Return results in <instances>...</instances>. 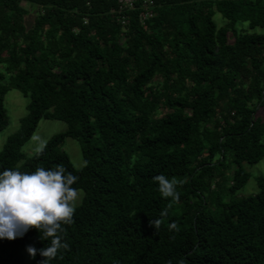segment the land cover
<instances>
[{"label": "trees", "instance_id": "trees-1", "mask_svg": "<svg viewBox=\"0 0 264 264\" xmlns=\"http://www.w3.org/2000/svg\"><path fill=\"white\" fill-rule=\"evenodd\" d=\"M151 1L0 0V130L6 93L28 100L0 171L62 165L78 177L69 248L50 264H264V175L237 195L242 164L264 157V0ZM41 119L67 128L26 157ZM156 174L182 181L177 201ZM39 235L0 239V264H39L26 251L48 245Z\"/></svg>", "mask_w": 264, "mask_h": 264}, {"label": "clouds", "instance_id": "clouds-1", "mask_svg": "<svg viewBox=\"0 0 264 264\" xmlns=\"http://www.w3.org/2000/svg\"><path fill=\"white\" fill-rule=\"evenodd\" d=\"M77 180L78 177L66 172L62 165L55 168L37 167L30 172L15 168L0 171V239L22 237L29 228H35L40 234L39 238L49 243L39 249L27 246L26 251L30 257L39 252L43 257L39 264H50L59 251L69 248L63 239V225L73 222L81 197L80 192L72 186ZM152 180L163 198L172 201L179 199L177 187L182 181L169 179L164 174H156ZM164 214L161 213L162 216ZM150 223L158 230L161 220L154 218ZM168 228L178 230L175 222L169 223ZM178 264L183 262L179 261Z\"/></svg>", "mask_w": 264, "mask_h": 264}, {"label": "rangeland", "instance_id": "rangeland-1", "mask_svg": "<svg viewBox=\"0 0 264 264\" xmlns=\"http://www.w3.org/2000/svg\"><path fill=\"white\" fill-rule=\"evenodd\" d=\"M129 1V0H124ZM23 8L29 10L30 7L26 2H22ZM216 22L218 25L222 24L219 15H216ZM258 31H263L261 28H257ZM27 98L23 97L19 90L11 89L9 90L4 98V106L7 111L9 118L8 125L0 130V150L6 140V138L18 130L20 126V119L26 115V104ZM257 115H260L264 119V105L259 108ZM67 128L64 121L57 119H41L38 123L36 130L34 131L32 137L22 146L21 151L26 156L29 157L35 153L52 135L62 132ZM61 149L69 157L70 161L75 167H81L84 162L80 149V142L76 139L67 137L61 144ZM231 157L229 154L226 159V166L232 165ZM244 169L249 172L250 178L246 184L237 192V195H248L253 194L258 191L257 177L264 175V157L257 163H243ZM232 169L228 170V176L231 175ZM83 196V191L78 189ZM81 197L78 200L77 205L81 201Z\"/></svg>", "mask_w": 264, "mask_h": 264}, {"label": "built area", "instance_id": "built-area-1", "mask_svg": "<svg viewBox=\"0 0 264 264\" xmlns=\"http://www.w3.org/2000/svg\"><path fill=\"white\" fill-rule=\"evenodd\" d=\"M120 1H122V2H124V3H127L129 6H131L134 0H129V1L120 0ZM144 3L150 5V4L152 3V1H151V0H144ZM151 15H152L151 12H147L145 16H146V17H149V16H151Z\"/></svg>", "mask_w": 264, "mask_h": 264}]
</instances>
